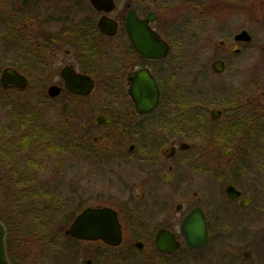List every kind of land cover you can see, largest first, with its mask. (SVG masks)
<instances>
[{"label": "flooded vegetation", "instance_id": "af4514ba", "mask_svg": "<svg viewBox=\"0 0 264 264\" xmlns=\"http://www.w3.org/2000/svg\"><path fill=\"white\" fill-rule=\"evenodd\" d=\"M12 1L15 7L13 18L10 19L6 15L7 2L10 1L0 0V20L14 23L16 40L25 48V52L26 48L29 50L31 68L36 72L34 82H49L47 89L50 85L59 89L54 96H50L46 89V95L51 99H64L61 109L71 138L83 149L85 144L89 149L95 145L96 150L92 153L98 156L97 162L102 166L114 164L118 168L115 171L119 172L117 177L134 181L126 191L110 193L111 196L104 200L84 204L65 227L64 233L72 241L94 244L93 248L87 247L79 264L86 260L92 264H133L136 258L141 257L140 254L144 258L140 260L147 264H176L186 259L197 264V253L205 250L211 239L208 214L199 203L198 192L193 191L191 197L186 194L189 191H182L181 187L179 190L166 191L159 186L170 185L172 179L178 185L177 181L184 174L196 170L192 144L184 140L177 142L175 138L167 146L160 143L152 146L144 143L143 138L154 136L156 141L159 140L157 134L165 127V106L168 104L164 103V75L168 69L182 64L185 53H191L190 61L199 66V62L203 65V53L211 51V69L220 73L212 67L215 61L222 62L223 70L227 53L239 54L244 44L252 42L235 38L237 33L246 29L244 25L233 34L228 31L229 14H225V11L231 0H112L110 10L96 8L91 0ZM130 12L133 16L129 15ZM136 32L143 33L140 35L143 45H150L151 33L155 39L166 44L165 55L160 58L143 56L138 50V41L134 36ZM217 33L224 36L218 41L220 50H215L213 41ZM7 66L25 76L28 82L26 89L31 80L30 75L23 72L21 67L10 64H5L0 73ZM140 69H146L153 76L159 92L156 106L141 113L136 111L135 101L129 92L130 77ZM81 77H88L92 82L87 93H76L66 86L65 82H85ZM91 97L97 102L99 110L91 121L79 123L76 128L85 102ZM239 99L233 113L228 112L227 108L212 107L209 118H205L202 113L182 115L181 109L175 110L172 112L177 118L175 137L183 136V127L194 129V118L201 120L199 125L203 126L209 120L235 118L231 124L229 120L228 125H223L224 129H239L241 139L237 146L241 161L256 159V148L260 146L261 132L264 131V90L258 82H246L241 88ZM214 108L222 111L217 118L210 114ZM98 115H104L108 121L96 123ZM203 126L202 136H208L204 130L211 128L209 125ZM195 134L198 132L195 131ZM182 143L186 146H182ZM236 147L230 146L232 151L226 155L235 152L238 149ZM202 148L197 146L199 155L204 153ZM262 149L264 146L260 151ZM237 189L240 191L239 196L230 199H237L241 207L249 205L247 192ZM243 197L248 199L244 206L240 203ZM182 198L193 199L183 202ZM184 205L187 210L180 213ZM86 207H109L115 212L121 227L122 238L119 243L109 244L102 239H78L66 233L74 217ZM193 207L203 210L207 227L208 241L200 249L187 247L180 231L184 215ZM162 229L170 231L174 237L176 245L171 251H162L157 247L156 234ZM72 253H75L74 246ZM250 255V249L243 253L245 258ZM55 259L57 257H53ZM57 261L59 263L53 264L62 262Z\"/></svg>", "mask_w": 264, "mask_h": 264}, {"label": "rangeland", "instance_id": "374dc122", "mask_svg": "<svg viewBox=\"0 0 264 264\" xmlns=\"http://www.w3.org/2000/svg\"><path fill=\"white\" fill-rule=\"evenodd\" d=\"M9 1L6 15L12 19L15 6L12 0ZM225 14H229L228 31L233 34L244 25L252 35V42L244 44L239 54L227 53L226 66L220 73L211 69V51L203 53V65L199 62V66L190 61L191 53H185L182 64L168 69L164 75V103L168 104L165 106V127L157 134L159 140L153 136L143 138V142L167 146L176 138L177 142L184 140L192 144L196 170L184 174L177 181L178 185L172 179L170 185L159 186L166 191L181 187L182 191H189L186 194L191 197L193 191L198 192L199 203L208 214L211 239L205 250L197 253V264H264V149L260 151L264 146V131L260 146L256 148L257 157L250 161H241L238 146L232 154L222 155L230 145L220 147L211 135L202 136L203 125H193L194 129L183 127V136L175 137L177 118L172 115L175 110L181 109L182 115L202 113L205 118L210 117L212 107L227 108L233 113L246 82H258L264 90V0H231ZM1 20L0 70L5 64L16 65L27 72L31 80L25 90L0 86V133H3L0 137V213L12 215L11 206L23 212L22 227L27 234L24 247H29L31 257L25 264H50L49 252L52 254L55 250L50 251L51 245L55 243L61 247L66 244L64 229L72 213L84 204L106 199L110 193L128 190L134 181L117 177L119 172L115 171L114 164L102 166L97 162L98 156L92 153L96 150L95 145L89 149L85 144L83 149L71 138L61 109L64 99L48 98L49 82H34L36 72L31 68L29 50L26 48L25 52L16 40L14 23ZM213 37L215 50H220L218 41L224 36L217 33ZM85 105L76 128L79 123L91 121L99 110L92 97ZM234 120H209L203 127L209 125L211 129L204 131L208 133ZM197 146H203V154L199 155ZM15 179L19 182L14 183ZM228 182L247 192L249 205L241 207L237 199L227 197L224 186ZM25 191L24 202L10 205V198L17 199ZM192 199L182 198V201ZM185 205L180 213L187 210ZM39 212L44 215L38 216ZM88 246L93 248L94 244L76 242L75 253L64 259V264H79ZM247 249L251 250L249 258L243 256ZM24 252L23 249L22 259L28 255ZM140 255L133 264H147L140 260L144 259ZM15 259L19 261V258ZM176 264L192 263L186 259Z\"/></svg>", "mask_w": 264, "mask_h": 264}, {"label": "water", "instance_id": "95a60500", "mask_svg": "<svg viewBox=\"0 0 264 264\" xmlns=\"http://www.w3.org/2000/svg\"><path fill=\"white\" fill-rule=\"evenodd\" d=\"M91 2L98 9L110 10L113 6L112 0H91ZM129 15L133 16V13L130 12ZM133 20L134 19H132L131 22H133ZM136 23L137 22L134 21V25H136ZM138 32H136L134 36L136 41H138V50L141 51L143 56L160 58L165 55L167 51L166 44L155 39L154 35L151 33L150 45H143V37L140 36L143 33L141 32L138 34ZM235 38L246 42H251L252 40L250 33L246 29L237 33ZM212 67L216 72H221L223 68L222 62L215 61ZM81 79L85 82H65V84L72 91L85 94L90 90L92 82L89 81L88 77H81ZM130 79L131 84L129 92L135 101L136 111L141 113L152 110L156 106L159 96L153 76L146 69H140L137 70ZM27 83L25 76L20 74L13 67H4L0 73V86L4 89L15 87L23 90ZM58 91L59 89L55 85H50L47 89V93L50 96L56 95ZM210 114L212 117L217 118L222 114V111L218 108H214L211 110ZM106 121H108V118L104 115H98L95 120L96 123ZM182 146L186 145L182 143ZM231 151L232 149L224 150L223 155ZM225 193L229 198H236L239 196L240 191L232 184H227L225 186ZM240 203L244 206L248 203V199L243 197ZM180 231L185 240V245L191 249H200L207 244L208 235L205 216L200 207H193L184 215ZM66 233L78 239H102L109 244H117L122 238L121 227L117 216L109 207L84 208L74 217L69 227L66 229ZM6 237V226L0 221V264H12L7 255ZM155 239L157 247L162 251H171L176 245L173 241L174 237L172 233L165 229L159 230ZM80 264L92 263L90 260H86Z\"/></svg>", "mask_w": 264, "mask_h": 264}, {"label": "trees", "instance_id": "16d2710c", "mask_svg": "<svg viewBox=\"0 0 264 264\" xmlns=\"http://www.w3.org/2000/svg\"><path fill=\"white\" fill-rule=\"evenodd\" d=\"M200 122H201V120L194 118L192 124L198 126L200 124ZM224 128L225 127L220 126V127H217L216 129H214L213 131L210 130V131H208V133H209L208 136L211 135V137L215 139L217 144L219 143L218 145L220 147L227 146V145L236 147L237 144L240 143V139H241V133H240L239 129L238 128H234V129L232 128V129H226L225 130ZM2 135H3V133H0V137ZM4 142L6 143V141H4ZM24 143H25V145H27V142H24ZM6 146H7V143H6ZM12 173H14V172L12 171ZM13 177H14V175H13ZM18 182L19 181L17 179H15L14 183H18ZM31 195H33V194H31ZM18 197H21V198L18 199ZM18 197H17V199L16 198H10L9 199L10 205H16L17 202L19 204L24 202L27 198V191H25L22 195H20ZM10 211L12 213V215H10V216L9 215L3 216L0 213V220L5 224L6 229H7V238H6L7 254H8V257H9L10 261L12 262V264H25L27 261H30L31 257H30L29 247H28V249L26 248V246L24 247V245H25L24 244V238H25V235L27 236V234H25L26 231H24V229L22 227L23 217L21 216V214H23V212L21 211V209L16 208V206H14V207L11 206ZM36 211H38V210H36ZM26 213H24V214H26ZM47 213H49V212L47 211ZM37 215L43 216L44 213L39 212ZM74 215H75V212L72 213L71 216L68 217L66 223L68 221H70ZM64 236H65V241H66V244L64 246L60 247L58 245H55V243H53L51 245L52 247L50 248V251L52 249H55V250L53 251L52 254L49 252L48 261L50 264L59 263L58 261L55 262L56 260H59V261L61 260L63 262V263L61 262V264H64V259H67L68 256L72 253L73 246L76 242L72 241V239L70 237H68L67 235H64ZM23 249L25 250L24 255H26L28 253V255H27L28 258H27V256H26V258H23V259L21 258V255L23 254ZM58 254H60V255L62 254L64 257L59 258ZM15 257L19 258V261H17L15 259ZM53 257H57V259H55V261H54L52 259Z\"/></svg>", "mask_w": 264, "mask_h": 264}]
</instances>
